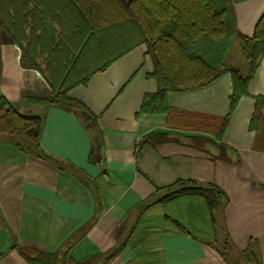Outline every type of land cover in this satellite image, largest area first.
Here are the masks:
<instances>
[{
  "label": "crops",
  "instance_id": "crops-1",
  "mask_svg": "<svg viewBox=\"0 0 264 264\" xmlns=\"http://www.w3.org/2000/svg\"><path fill=\"white\" fill-rule=\"evenodd\" d=\"M233 4L239 30L252 35L264 0ZM20 58L18 45L0 42V94L24 114L45 116L41 146L66 167L0 136V264H34L29 258L37 252L57 254L55 264H264V55L231 114L229 71L167 91V110L140 112L145 94L159 90L145 44L94 74L70 95L98 117L100 162L90 158L84 119L42 103L52 88ZM231 63L247 70L243 58ZM257 97L262 107L253 121ZM178 180L224 191L218 228L200 196L139 213L161 195L158 187ZM225 236L234 246L230 258L219 251ZM250 243L254 258L245 262L241 252Z\"/></svg>",
  "mask_w": 264,
  "mask_h": 264
},
{
  "label": "trees",
  "instance_id": "trees-1",
  "mask_svg": "<svg viewBox=\"0 0 264 264\" xmlns=\"http://www.w3.org/2000/svg\"><path fill=\"white\" fill-rule=\"evenodd\" d=\"M234 39L239 41L246 71L227 60ZM3 40L20 47L23 67L39 70L48 80L53 93L42 103L73 111L84 119L92 138L90 158L100 162L104 147L98 117L84 102L71 97L72 89L87 85L94 74L145 44L154 65L149 76L158 81L159 90L145 94L140 112L167 110V91L202 86L229 71L233 84L231 114L240 98L248 94V84L264 55V14L253 34L245 35L238 28L233 0H0V42ZM260 98H256L253 121L262 107ZM230 114L221 119L222 130ZM44 118L24 114L0 94V136L64 169L66 163L41 146ZM153 136L155 133H150L145 140ZM157 191L161 195L142 203L139 213L152 203L200 196L218 228L224 199L220 187L178 180ZM228 237L220 242L223 255L234 247ZM253 245L241 252L240 259L253 260ZM29 259L34 264H55L58 257L37 252Z\"/></svg>",
  "mask_w": 264,
  "mask_h": 264
},
{
  "label": "rangeland",
  "instance_id": "rangeland-1",
  "mask_svg": "<svg viewBox=\"0 0 264 264\" xmlns=\"http://www.w3.org/2000/svg\"><path fill=\"white\" fill-rule=\"evenodd\" d=\"M240 57L243 58L242 54H241V49H240V44L238 39H234L233 43H232V47H231V51L228 57V61L229 62H236V57ZM244 59V58H243ZM229 252H226V255L230 258ZM232 260V259H231ZM233 262V261H232Z\"/></svg>",
  "mask_w": 264,
  "mask_h": 264
}]
</instances>
